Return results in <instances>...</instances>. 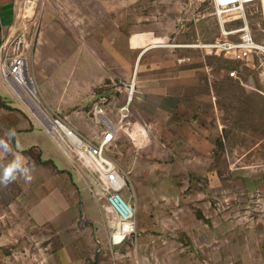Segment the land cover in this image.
I'll list each match as a JSON object with an SVG mask.
<instances>
[{
	"label": "rangeland",
	"instance_id": "obj_1",
	"mask_svg": "<svg viewBox=\"0 0 264 264\" xmlns=\"http://www.w3.org/2000/svg\"><path fill=\"white\" fill-rule=\"evenodd\" d=\"M16 5L13 39H22L18 53L29 59L47 106L89 126L95 141L104 130L90 113L95 103L115 125L109 154L136 216L134 232L103 254L101 204L107 225L117 221L98 176L76 162V174L88 181L82 202L71 175L37 168L31 182L0 185V264H264V70L257 59L240 65L203 48L222 38L212 6L201 0ZM244 17L254 39L264 42V0ZM224 21L226 31L243 25ZM135 35L161 43L133 47ZM16 107L31 117L15 94L0 97V139H7L4 114ZM7 156L0 149V172L12 161Z\"/></svg>",
	"mask_w": 264,
	"mask_h": 264
},
{
	"label": "built area",
	"instance_id": "obj_2",
	"mask_svg": "<svg viewBox=\"0 0 264 264\" xmlns=\"http://www.w3.org/2000/svg\"><path fill=\"white\" fill-rule=\"evenodd\" d=\"M212 6L221 19L230 17L242 20L243 25L234 31H222V38L204 45L208 54L224 55L240 65L248 66L257 59L264 70V42H257L245 21L244 11L255 5L259 0H201ZM237 36L236 39H230ZM14 38V37H13ZM11 39L0 51V76L4 83L22 100L30 111L31 119L38 127L60 141L69 154L82 166L96 174L101 181V196L106 199L108 210L114 215L117 223L114 225L112 241L123 243L134 232L136 209L122 195L126 187L125 178L120 166L110 156L109 150L117 140L115 125L106 119V113L101 103L93 106V114L98 124L104 130L98 140L83 136L74 125L59 113L53 111L41 98V93L32 71L29 59L18 53V44L22 39ZM231 78H237L238 71L229 73ZM101 118V119H99ZM99 119V120H98ZM130 224L127 232L125 224ZM120 224V225H118ZM126 232L124 239L117 243L115 233Z\"/></svg>",
	"mask_w": 264,
	"mask_h": 264
},
{
	"label": "crops",
	"instance_id": "obj_3",
	"mask_svg": "<svg viewBox=\"0 0 264 264\" xmlns=\"http://www.w3.org/2000/svg\"><path fill=\"white\" fill-rule=\"evenodd\" d=\"M16 6V0H0V51L8 41L13 39L18 30ZM0 97L10 100H13L14 97L13 91L4 83L1 76ZM54 110L59 113L63 112L60 107H56ZM90 113L93 114V109ZM4 117V132L9 129H15L16 132L15 137L10 141L5 136L7 138L5 140L10 144L12 149L10 153H7V157L10 156L9 159L13 160L15 155L21 156L24 164L30 167L32 171L37 168H45L52 176L56 175L57 177V175H61L60 173L69 177L71 175L70 182L78 187L76 189L82 193V202H86L83 192L88 190V181L83 184L81 176L76 174L75 171H79L76 165L77 161L69 154L65 146L56 138L41 130L34 123L33 119L28 117L19 107L14 108V111L4 114ZM68 120L83 136L91 140L95 139V132H92L89 126L77 124L73 117H68ZM89 176L91 180H94L92 175ZM60 178V181L63 183L64 178ZM102 207L101 204V234L98 236V239L100 240L101 253L108 255L112 254L116 249L114 246L120 244H115L112 241L114 227L107 225Z\"/></svg>",
	"mask_w": 264,
	"mask_h": 264
},
{
	"label": "clouds",
	"instance_id": "obj_4",
	"mask_svg": "<svg viewBox=\"0 0 264 264\" xmlns=\"http://www.w3.org/2000/svg\"><path fill=\"white\" fill-rule=\"evenodd\" d=\"M15 129H9L5 132V136L10 141L15 137ZM0 149L6 153L12 151L10 144L5 139H0ZM32 169L23 163L22 157L15 155L14 159L3 167L0 172V185L7 187L10 183L15 182L18 178L24 179L26 182H31L33 179Z\"/></svg>",
	"mask_w": 264,
	"mask_h": 264
},
{
	"label": "bare ground",
	"instance_id": "obj_5",
	"mask_svg": "<svg viewBox=\"0 0 264 264\" xmlns=\"http://www.w3.org/2000/svg\"><path fill=\"white\" fill-rule=\"evenodd\" d=\"M224 23H226V21H224L223 18H222L221 19L222 31H226ZM159 43H161L160 40L154 39V38H150V36H145V35H135L132 38V41H131V45L133 47H140L141 45H145L146 46L145 50L150 48V47H154L155 44L158 45ZM118 225H120V224H118ZM124 228H125V230L127 232L131 231V229H132L130 224H128V223L124 225ZM125 236H126V232L122 231V230H120L118 233H115L116 242L117 243L121 242L124 239Z\"/></svg>",
	"mask_w": 264,
	"mask_h": 264
}]
</instances>
